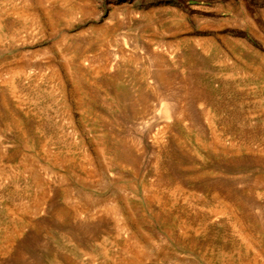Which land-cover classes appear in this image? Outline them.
<instances>
[{
	"label": "rangeland",
	"instance_id": "1",
	"mask_svg": "<svg viewBox=\"0 0 264 264\" xmlns=\"http://www.w3.org/2000/svg\"><path fill=\"white\" fill-rule=\"evenodd\" d=\"M132 56L134 68L114 85V65ZM143 66L166 82L141 81V118L131 80ZM158 95L172 100L162 105ZM224 122L230 129L211 145ZM263 149L264 0H0V171L30 163L42 185L21 197L28 174L15 187L0 174V194L15 191L0 199V208L14 207L0 210V227L8 224L0 264H102L126 258L128 240L150 250L139 264H240L230 259L238 253L254 264L209 206L219 202L213 192L236 205L264 243ZM175 183L194 197L169 200ZM41 192L44 204L32 211ZM79 201L89 217L72 214ZM105 202L119 206V218L103 212ZM220 249L227 257L210 262Z\"/></svg>",
	"mask_w": 264,
	"mask_h": 264
},
{
	"label": "bare ground",
	"instance_id": "2",
	"mask_svg": "<svg viewBox=\"0 0 264 264\" xmlns=\"http://www.w3.org/2000/svg\"><path fill=\"white\" fill-rule=\"evenodd\" d=\"M162 1V0H161ZM208 45L207 44H203V48L202 50L203 51H206L208 49ZM123 55V54H122ZM121 57H124L122 56ZM189 56L192 57V63L194 66L197 65V63L195 64V55L192 54V53H188ZM126 57H130V56H126ZM154 59L158 62L159 61V57H155L153 56ZM137 58V57H136ZM134 58V56H132V58H123L122 59V63L117 65V64H113L114 66H116V78L114 79V82L116 84L114 85H117L118 82H120V80H122V78L125 77L126 74H128V68L129 67H132L134 68V66L132 65H135L134 63L137 62V59ZM153 59V58H152ZM108 63V62H107ZM180 61L177 63L179 64ZM190 63H187L186 66H190L192 68L193 65H191ZM107 66V64H104L103 65V68H105ZM180 67H184V64L183 63H180ZM186 68V67H185ZM194 68V67H193ZM114 69V67H113ZM23 70L21 68H19V70H16V73L17 74H20L22 73ZM237 74L236 71H234L233 69L229 70L227 72V77L228 78H231L233 79L234 76ZM134 76L132 77V80H131V86L133 88H135L136 90V94H134L132 96L133 98V101H132V105L134 107V111L136 112L135 114L139 115L141 118H143L145 115H146V112H147V109L145 108L146 106V98L143 96V94L140 92L141 91V81H144L146 79L150 78L153 80V82H156L158 83L159 81L161 82H166V80L163 78V75H162V72L161 71H157L155 73V76H151V73H149L145 66H143V68H141L140 72L137 73V74H133ZM15 76V75H14ZM113 76V75H112ZM225 77H226V74H225ZM226 77V78H227ZM196 79H198V77H195ZM12 79V78H11ZM193 80L195 81V79L193 78ZM170 81V80H169ZM187 81V78L184 80V83H186ZM188 82V81H187ZM141 83V84H140ZM166 84V83H165ZM10 85V88L11 90H14V92L16 91V86L14 84L13 81H11L9 83ZM120 85V83H119ZM233 86H237V84L233 83ZM195 88H193L192 90H188L186 95H193L195 94L197 91L194 90ZM191 91V92H190ZM157 95V93H156ZM171 95H173L171 93ZM159 97V102H161L162 105H164V103H166L165 101L167 99L169 100H172V98H162L161 95H158ZM200 100V99H199ZM177 101V100H176ZM173 104V103H172ZM175 106L177 104H174ZM177 107V106H176ZM177 110L175 112H178L180 113L179 116H182L185 118L184 115H182L183 111H184V108L180 106V108H176ZM215 111V114L211 113V109H208L205 111V117L206 119L209 121V124H211V126H214L215 124V116H216V109L214 110ZM175 117V116H174ZM230 129V126L229 124L226 122H224L222 128L217 131L215 129L214 132H215V138L214 140L212 141L211 145H216L217 141H219L221 138H222V135L226 132L227 129ZM163 132H166L167 131V127H163ZM223 133V134H222ZM234 133V132H233ZM222 134V135H221ZM240 134V133H238ZM226 136V134L224 135ZM49 138V137H48ZM52 138V137H51ZM195 138H196V141L198 142L199 145L201 146H204V147H209L210 144L209 143H206L199 135H195ZM181 140V138H179ZM250 144V142H246L244 145L245 147H247L248 145ZM238 147H240V145H238ZM264 151V149H263ZM65 155V154H64ZM63 157V156H62ZM8 158V157H7ZM30 159V158H29ZM56 159V158H55ZM61 161V160H60ZM32 164H24L23 168L21 169V171L16 172L17 174L14 175V173L12 174L11 172L10 173H6L3 169V171L1 170L0 171V174L4 177L8 176L7 178H10V184H11V187L12 186H16L17 185V182H18V178L21 176L20 174H28L27 175V181L26 183L24 184L23 188H22V194H21V197L23 194H25L26 196V193H28L29 191H31L30 189L32 188H35L37 190H42L41 187L42 185L40 184V180L38 179V176H37V173H35V171L37 170H33V168L31 167ZM34 167V166H33ZM7 169V168H6ZM8 170V169H7ZM9 171V170H8ZM10 174V175H8ZM12 175V176H11ZM22 176H25V175H22ZM26 177V176H25ZM156 182V185L158 184V180L155 181ZM160 183V182H159ZM156 185H155V189L153 190V198L156 199L158 198V200L161 201V192L157 190L156 188ZM7 186V185H6ZM2 187V186H1ZM45 188V187H44ZM170 189L168 190V193H169V200L173 201L175 197L177 196H183L185 199H190L192 197H194V194L196 192L194 191H189V190H185L180 184L178 183H175L173 184L172 186L169 187ZM8 189V188H7ZM12 189V188H11ZM10 189V190H11ZM64 189V188H63ZM68 189V188H67ZM16 190V189H15ZM44 190V189H43ZM3 191H6L5 189ZM36 191V190H35ZM15 192V191H14ZM13 190L11 192H8L7 194L3 195L0 194V199L1 197H4V196H7V198L9 197H12V195L14 194ZM37 192V191H36ZM68 192V190H67ZM67 192H63V197H65V200L66 199H70V198H66L68 197L67 195ZM1 193V192H0ZM4 193V192H3ZM16 195V193H15ZM87 195V194H86ZM44 195L42 194L41 192V195L38 196L39 198L38 199V203L35 204V201L32 205H35L33 206L31 209L32 211H36L37 209H39V205L44 202L43 200L45 199L43 197ZM20 197V195H19ZM37 197V196H36ZM41 197H43L41 199ZM80 197V196H79ZM89 197V196H88ZM203 197V196H202ZM211 197H218L219 199V202L217 205H212V206H209L210 207V211L214 214V215H217V214H224L226 216V220L232 230V232L235 233L236 235V238L238 239V243L240 246H244L246 250H244V253L246 254L247 252H252L254 253L255 256H253V260H254V264H264V243H263V240H262V237L259 235V231H257V229H255V226L254 224H252L249 220L245 219L243 216L241 215V213H239L238 209H237V206L232 204V203H228L226 201H224L216 192H213ZM6 198V197H5ZM90 198V197H89ZM12 199V198H11ZM91 199V198H90ZM4 200V199H3ZM79 200V199H78ZM88 200V199H87ZM12 201V200H11ZM89 201V200H88ZM5 202V201H4ZM13 202V201H12ZM37 202V201H36ZM65 202V201H64ZM78 202V201H76ZM75 202V203H76ZM90 202V201H89ZM89 202H87L89 204ZM108 202V200H107ZM105 202V203H107ZM6 203V202H5ZM73 203V204H75ZM82 203V204H81ZM103 203V202H101ZM44 204V203H42ZM71 205L73 206L71 212L73 215H78L79 217L81 216H84L83 218H87L89 217V215L87 214L88 212H86L85 208H88L87 206H85L83 204V202H80L79 201V206H74V205ZM109 203L107 204H103V212H105L106 215H109L113 218V221L116 219V218H119L121 213H120V209L118 208L119 206L118 205H108ZM31 205V206H32ZM65 205V204H63ZM69 205V204H68ZM105 205V206H104ZM24 206V205H23ZM100 206V205H99ZM98 206V207H99ZM43 207V206H42ZM66 207V206H65ZM64 207V208H65ZM70 207V206H69ZM101 207V206H100ZM99 207V208H100ZM20 208V207H19ZM25 208V207H24ZM23 208V209H24ZM27 208V206H26ZM68 208V206H67ZM101 208V209H103ZM95 208H93L94 210ZM1 212L4 213L5 215H7V213H12L14 211V207L12 204L8 205V204H3L0 208ZM92 210V209H91ZM209 211V210H208ZM58 216H62V217H65L67 216V213L65 210H59L57 212ZM3 215V214H2ZM7 217V216H6ZM3 218V217H2ZM115 218V219H114ZM5 219V218H4ZM120 219H117L116 221L119 222ZM121 223H118V231H125L126 228L128 227V222L124 219V220H120ZM179 223H181L184 228L186 230H190V221H188V219H184L182 218L181 220H179ZM117 224V223H116ZM7 223H2V227H0V240L2 238L5 237V233L4 232H7V231H4L7 227ZM1 226V225H0ZM20 227V224L17 225V228ZM8 228V227H7ZM15 228V227H14ZM8 237H5V240H7ZM69 241H72L70 238L68 239ZM67 240V241H68ZM72 243V242H71ZM75 249H78L80 252L83 251L84 248L81 249V247H78V246H74ZM121 248L122 250H124V252H129L130 254L126 257V258H115L114 260L112 261H107V262H104L102 264H139V262L141 260H143L147 255H150V250L148 248V246L146 244H144L143 241H135L133 243H131L129 240L128 241H124L121 243ZM103 254L107 257V254H106V250H103ZM216 254V253H215ZM227 257L226 253L223 251V250H219L218 253L216 255H209L208 256V260L210 262H214V261H222L223 259H225ZM248 257L246 255H243V253H238L236 255V258H234L233 256L230 257V259L237 263H240V264H250V260L247 259Z\"/></svg>",
	"mask_w": 264,
	"mask_h": 264
}]
</instances>
